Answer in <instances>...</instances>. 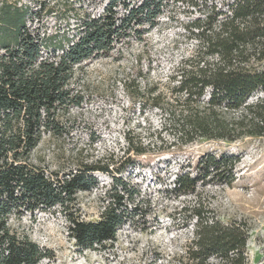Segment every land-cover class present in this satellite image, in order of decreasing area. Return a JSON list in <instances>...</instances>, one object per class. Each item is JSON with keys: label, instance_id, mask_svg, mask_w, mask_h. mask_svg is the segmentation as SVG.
<instances>
[{"label": "trees", "instance_id": "16d2710c", "mask_svg": "<svg viewBox=\"0 0 264 264\" xmlns=\"http://www.w3.org/2000/svg\"><path fill=\"white\" fill-rule=\"evenodd\" d=\"M19 1L0 0V264H40L49 257L11 228L12 216L57 206L69 237L90 249L113 240L136 211L139 191L114 175L99 219L78 218L71 211L77 193L96 188L93 174L109 173L107 166L80 162L67 171H49L34 164L31 153L45 135L65 132L69 109L78 104L70 88L74 68L141 39L170 4H186L194 14L188 29L195 48L164 82L123 80L128 97L160 112L163 130L177 148L199 139L264 136V0H105L98 15L67 10L74 19L72 38L33 25L43 12L52 13L47 0H33L35 8ZM127 145L142 155L151 142L127 138ZM238 161L234 154H203L193 172L189 163L181 166L169 191L197 196L199 186L231 185ZM180 213H187L193 236L178 264H248L245 222L222 221L198 196Z\"/></svg>", "mask_w": 264, "mask_h": 264}, {"label": "rangeland", "instance_id": "374dc122", "mask_svg": "<svg viewBox=\"0 0 264 264\" xmlns=\"http://www.w3.org/2000/svg\"><path fill=\"white\" fill-rule=\"evenodd\" d=\"M52 13L40 14L38 24L47 34L72 38L74 19L69 11L98 15L105 0H47ZM19 4L35 8L33 0ZM194 14L186 4H170L158 24L141 39L117 45L108 57L83 61L74 68L70 83L78 104L69 109L62 136L45 135L31 153V161L46 169L67 171L78 163L107 166L109 173L93 175L96 188L78 192L72 213L85 221L99 219L106 205L104 192L112 176L139 191L136 211L116 232L113 240L81 249L68 235V221L59 207L12 216L10 225L26 234L49 257L40 264H178L193 236L183 205L197 196L224 222L238 220L248 226V264H264V136L234 142L199 139L177 148L163 130L160 112L144 101H132L122 87L164 82L181 59L195 48L188 26ZM64 46L67 41L63 42ZM134 143L151 142L142 155L127 150ZM207 153H228L239 158L231 185L197 188V196H175L169 191L181 166H193ZM132 207H134L132 205Z\"/></svg>", "mask_w": 264, "mask_h": 264}]
</instances>
